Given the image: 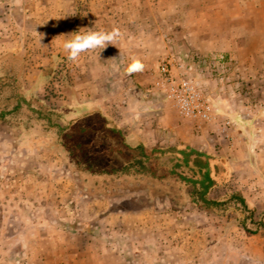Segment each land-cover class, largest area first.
<instances>
[{
    "label": "rangeland",
    "instance_id": "374dc122",
    "mask_svg": "<svg viewBox=\"0 0 264 264\" xmlns=\"http://www.w3.org/2000/svg\"><path fill=\"white\" fill-rule=\"evenodd\" d=\"M38 1L30 0L29 3ZM42 1L48 3L50 0ZM55 1L59 13L51 20L52 12L44 11L48 19L43 22L41 43L36 38L34 22L29 19L22 23L19 31L12 29L15 22L9 19L0 20V264H37L38 260L44 261L43 264H110L114 261L112 252L103 257L97 247L93 252L97 259L90 258L83 251L88 238L73 231H82L81 228L99 231L97 220L82 223L80 220L52 219L50 224L63 230L67 227L72 230L54 233L56 247L49 238H43L44 243L37 244L34 227L33 230L25 227L26 224H33L34 220H25L24 212L20 209L21 199L34 197L40 200L46 197L44 195L49 192V183L56 178L68 179L73 185V190L67 193L74 198L76 205L84 197L96 202L102 209V214L142 207L153 209L162 221L168 219V216L180 215L185 225L184 231L189 236L187 239L184 236L185 247L192 243H206V238L212 237L217 244L218 264H264V226L259 228L256 223L264 220V154L259 149L248 151L244 147L245 140L240 137L234 143L236 148H233L232 141L228 145V129H221L225 138L223 143L218 144L209 137L203 144L204 147L199 149L211 152L218 158L222 171L219 177H226L232 188L243 193L251 212L234 206L225 212L205 211L194 205L188 189L174 180L160 181L143 175L92 174L77 170L60 135L58 126L91 127L93 132L90 134L75 136L85 143H91L89 151L94 157L97 169L121 167L124 162V158L117 154L107 155L111 145H122L119 135L111 131L115 126L122 129L126 142L133 146L143 143L147 147H166L178 142L190 145L182 140L178 130H159L154 121L132 125L121 120L122 116L118 112L120 110L116 105L112 106L114 103L110 97L120 90L115 85L114 73H119L126 61L131 63L134 60L141 61L143 66H149L145 84H138V88H142L145 93L148 91L149 95L153 92L159 97H165L172 125L181 128L201 122L210 127L214 120L199 121L184 117L166 98L164 92L156 87L157 80L162 77L160 64L166 58L164 54L162 56L163 45L157 38H150V48H146L150 55L143 54L139 47L135 49L136 45L129 44L126 40V43L120 42L122 45L119 47L132 54L129 60L123 61L122 58L112 55L103 56L97 48L82 53L73 61L67 58L62 46V41L68 37H57L79 29L111 32L116 29L110 25L123 20L144 24L145 27L140 28L139 32H134L136 29L132 27L117 29L118 38L120 33L126 37L133 33L142 36L144 32H148L150 36L156 37L157 34L162 35L164 31H169L176 40L182 36L180 25L175 24L181 16L178 13L170 16L163 13L168 0ZM184 2L185 0H181L180 5L184 6ZM2 3L4 0H0V5ZM130 5L136 8L132 12L127 8ZM118 14H121V18ZM189 18L190 13L183 7L182 19L185 21ZM164 22H171L173 26L168 29ZM156 23H160L162 27L155 26ZM172 47L175 49L176 73L194 78L207 96V87L212 85L207 80H215L216 85L229 83L227 73L222 72L221 68L213 65L205 68L195 54L187 53L173 44ZM124 69L127 71V68ZM90 100H94L98 107L96 109L102 111L83 114V102ZM150 119L153 120L152 117ZM241 120L245 118L242 117ZM20 127L35 133H47L48 140L44 145L61 151L57 152L60 164L57 177L54 171L47 168L45 162L26 166L27 157L22 153L12 156L10 141L5 140L6 135L12 128L16 132ZM255 142L258 143L257 146L264 143L259 140ZM227 147L232 149L231 152ZM218 191L222 195L224 190L220 187ZM251 213H254L253 218ZM246 217L248 229L242 226V220ZM210 231L212 236H209ZM46 235L47 231H41L39 236ZM72 238L75 239L74 250L67 249L65 244L67 239ZM42 247L45 249L41 250ZM196 251L197 249L192 253L188 251L186 264H191V261L200 257V253ZM201 258L203 264H209L210 258L204 255Z\"/></svg>",
    "mask_w": 264,
    "mask_h": 264
},
{
    "label": "crops",
    "instance_id": "0c3cea01",
    "mask_svg": "<svg viewBox=\"0 0 264 264\" xmlns=\"http://www.w3.org/2000/svg\"><path fill=\"white\" fill-rule=\"evenodd\" d=\"M29 1L4 0L0 5V20L9 19L15 22L12 29L19 31L22 23H26L29 19L34 22L36 38L41 43L39 34L43 32L44 19H48L44 11L50 10L52 12L50 19L53 20L59 13V8L56 7L55 0H50L48 3L39 0L34 4ZM180 3L181 0H168L163 11L166 16L174 13L181 16L175 21L182 31L179 39L175 40L169 31H164L162 35L157 34L156 37L150 36L148 32H144L146 36L133 33L126 37L120 33V38L114 40L112 45H107L102 51L99 49V53L107 57L108 55L120 57L123 61L129 60L132 54L119 47L122 45L120 42L126 43L127 40V43L136 45V47L132 46L135 49L139 47L143 54L150 55V51L146 49L150 48V38H157L163 45L161 52L164 57L174 56L173 44L183 48L187 53L195 54L205 68H208V65L221 68L222 72L227 73L229 83L216 85L215 80L206 81L212 83L207 88L208 97L215 105L214 121L211 122L210 127L201 122L181 128L172 125L168 101L165 97H159L153 92L149 95L148 91L145 93L142 88H138V84L140 86L145 84V75L149 73L148 64L142 71L128 73L124 69L130 64L128 61L119 73H114L116 78L113 81L120 90L110 96L114 103L112 106L116 105L119 108L122 121L132 125L142 122L149 124L154 121L159 130L175 132L178 130L182 140L196 148H203L209 137L218 144L223 143L225 138L221 129L226 128L228 145L232 141L233 148H236L234 143L236 138L240 137L245 140L244 147L248 151L259 149L264 154V0H185L184 6ZM183 7L190 13V18L185 21L182 19ZM127 8L130 12L136 9L132 5ZM118 17L121 18V14H118ZM110 26L116 30L132 27L136 29L134 32L137 30L139 32L140 28L145 27L144 24L123 20L115 21ZM155 26L162 27L160 23H156ZM164 26L169 29L173 25L171 22H164ZM128 74L131 76L129 77ZM102 98L106 99V96ZM83 103L85 104L82 106L83 114L102 111L96 109L98 107L94 100ZM242 117L245 120H241ZM147 118L149 119L146 120ZM14 130L16 129L12 128L5 139L10 141L12 156L22 153L27 157L26 166L45 162L47 168L54 171L57 177L60 166L57 154L61 151L44 145L48 140V134L35 133L21 127L16 132ZM139 139L142 140L141 137ZM255 140L262 141L263 145L257 146ZM227 148L229 150V147ZM49 186L48 194L44 195L46 197L40 200L24 197L20 201V209L24 212L25 220H34L33 224H26L25 227L30 229L34 227L37 244L44 243L43 238H49L54 241L52 245L56 247L54 233L72 231L68 227L63 230L59 226L50 224L52 219L80 220L82 223L97 220L99 231L83 230V228L82 231L73 230L88 238L83 251L94 260L97 258L93 252L97 247L103 257L108 252L114 254L115 259L110 264H186L188 251L192 253L197 249L196 252L200 253V257L191 261V264H203L201 258L203 255L210 258L209 264H218L217 244L212 237L206 238V243L200 245L192 243L185 247V240L189 236L188 232L184 231L185 225L180 215L168 216L166 217L168 219L162 221L153 209L142 207L102 214L103 211L96 202L86 200L84 197L82 202L76 205L74 198L69 197L67 193L73 190V185L68 179L56 178L49 183ZM82 223L78 222V224ZM41 231H47L49 236H39ZM209 236H212V231ZM65 244L67 249L74 250L75 239H67ZM44 249L42 247L41 250ZM37 262L43 264L44 261Z\"/></svg>",
    "mask_w": 264,
    "mask_h": 264
},
{
    "label": "trees",
    "instance_id": "16d2710c",
    "mask_svg": "<svg viewBox=\"0 0 264 264\" xmlns=\"http://www.w3.org/2000/svg\"><path fill=\"white\" fill-rule=\"evenodd\" d=\"M58 128L77 170L92 174L143 175L160 181L174 180L186 187L191 202L205 211L225 212L234 206L251 212L243 193L232 188L226 177H219L222 172L219 160L211 152L181 142L166 147H147L143 143L133 146L126 142L122 129L115 126L111 131L119 135L122 145H111L107 155L117 154L124 158V162L121 167L97 169L89 151L91 143H85L75 136L88 135L93 129L83 126ZM220 187L224 190L222 195L218 191ZM251 214L253 218L254 213ZM247 220V217L242 220L245 229H248ZM256 223L259 228L264 226V220Z\"/></svg>",
    "mask_w": 264,
    "mask_h": 264
},
{
    "label": "built area",
    "instance_id": "2783aa9c",
    "mask_svg": "<svg viewBox=\"0 0 264 264\" xmlns=\"http://www.w3.org/2000/svg\"><path fill=\"white\" fill-rule=\"evenodd\" d=\"M175 69L176 57L171 55L164 58L159 67L162 77L157 80L156 87L164 92L184 117L213 121L216 117L215 106L203 93L199 83L189 75L177 74Z\"/></svg>",
    "mask_w": 264,
    "mask_h": 264
},
{
    "label": "clouds",
    "instance_id": "9594fccd",
    "mask_svg": "<svg viewBox=\"0 0 264 264\" xmlns=\"http://www.w3.org/2000/svg\"><path fill=\"white\" fill-rule=\"evenodd\" d=\"M83 29V28H81ZM43 34H39L42 39ZM65 36L68 37L62 41L63 49L67 54L69 60H76L82 53L94 50L101 49V51L109 44L112 45V42L118 39L119 33L118 30H113L111 32L105 31H74L70 34H61L57 37ZM55 37V38H57ZM54 38V39H55ZM143 64L139 60H134L127 67L128 73L138 72L143 70Z\"/></svg>",
    "mask_w": 264,
    "mask_h": 264
}]
</instances>
